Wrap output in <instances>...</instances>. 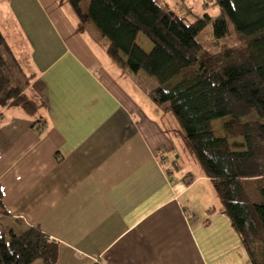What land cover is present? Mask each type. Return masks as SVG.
Segmentation results:
<instances>
[{
  "label": "crops",
  "instance_id": "1",
  "mask_svg": "<svg viewBox=\"0 0 264 264\" xmlns=\"http://www.w3.org/2000/svg\"><path fill=\"white\" fill-rule=\"evenodd\" d=\"M0 30L14 58L28 53L24 92L44 102L41 127L0 108V199L19 229L57 243L53 264H250L211 179L175 162L142 85L154 81L113 62L69 0H0Z\"/></svg>",
  "mask_w": 264,
  "mask_h": 264
},
{
  "label": "trees",
  "instance_id": "2",
  "mask_svg": "<svg viewBox=\"0 0 264 264\" xmlns=\"http://www.w3.org/2000/svg\"><path fill=\"white\" fill-rule=\"evenodd\" d=\"M80 1L69 3L79 22L98 29L113 62L156 80L148 88L142 83L147 95L163 116H173L169 132L180 135L181 148L211 179L250 264H264V0H200L184 15L157 0H89L85 12ZM207 26L204 42L199 36ZM141 33L152 43L149 49L140 44ZM228 36L234 37L229 43ZM206 42L210 52L203 49ZM9 56L18 64L0 30V108L17 107L41 127L44 102L9 76ZM246 180L263 181L259 202ZM0 217H7L1 199ZM11 222L0 230V264L56 261L57 243L38 226L19 229L20 220Z\"/></svg>",
  "mask_w": 264,
  "mask_h": 264
},
{
  "label": "rangeland",
  "instance_id": "3",
  "mask_svg": "<svg viewBox=\"0 0 264 264\" xmlns=\"http://www.w3.org/2000/svg\"><path fill=\"white\" fill-rule=\"evenodd\" d=\"M199 1L200 0H157V2L161 5L166 3L167 7L170 9V11H173L177 15L178 14L184 15L185 12H187L186 8L189 6L192 7L193 9L194 8L196 9L198 7ZM85 2L88 4L89 0H83L81 3L82 6L85 5ZM229 26H230V29L233 30V27L231 26V24H229ZM208 32H209V26H207L205 28L203 33L199 36V39L200 40L202 39L204 42L206 40H209L207 37ZM140 36L143 37L145 40L142 42L139 41L140 44L142 45V47H147V46H145V44H147V43L152 44L147 39V37L145 35H143L141 33ZM233 38L234 37L230 38L228 36L227 37L228 43L231 42L233 40ZM208 43L209 42L204 43L205 47L203 49L206 52H210V50H212V47L209 46ZM15 58L14 59L17 60L18 64H15V62L13 61L11 56L7 57V62H8L7 73L9 74V76L12 79H15V78L18 79L20 81V84L22 85V87L23 86L25 87L24 82H26L30 79L28 77L30 72H28L29 67L27 65L28 64V62H27L28 53L26 51H19L16 53ZM145 77L148 78L149 80H153L155 83L154 85H156V80L153 77H150L148 75H145ZM146 86L152 87V84L149 81H147ZM220 121L221 120L218 119V120H215V122H214V130H215V133L218 135L220 133ZM164 123L168 126H173V127L176 126L174 118L170 112H167V114L165 115ZM174 138L177 141V153H179V155H180V157H178L175 162H177L180 165L179 169H187L188 167H190L189 165H191L193 162H196V161H194V159L191 158L190 155L188 153L184 152V150L181 148V144H180L181 137H180V135L178 133H176V135H174ZM262 184H263L262 180L248 181L245 183V188L248 190L253 202H259L260 201L259 186ZM11 224H12V222L9 219H7V217L6 218L0 217V230H2V229L6 230L7 227L11 226Z\"/></svg>",
  "mask_w": 264,
  "mask_h": 264
},
{
  "label": "water",
  "instance_id": "4",
  "mask_svg": "<svg viewBox=\"0 0 264 264\" xmlns=\"http://www.w3.org/2000/svg\"><path fill=\"white\" fill-rule=\"evenodd\" d=\"M176 155V154H175Z\"/></svg>",
  "mask_w": 264,
  "mask_h": 264
}]
</instances>
